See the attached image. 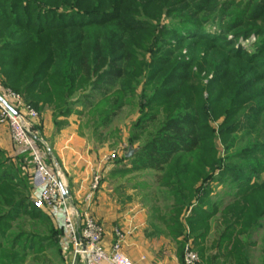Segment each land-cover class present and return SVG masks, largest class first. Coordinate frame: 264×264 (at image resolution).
I'll return each mask as SVG.
<instances>
[{"label": "trees", "instance_id": "obj_1", "mask_svg": "<svg viewBox=\"0 0 264 264\" xmlns=\"http://www.w3.org/2000/svg\"><path fill=\"white\" fill-rule=\"evenodd\" d=\"M130 11L129 7L126 9L122 5L94 23L78 25L73 22L55 24L57 21L53 18L52 26L43 25L42 17H33L32 20L36 22H22L19 18H10L5 13L0 15V21L4 23L0 26V90L11 89L24 94L33 106L40 103L52 104L80 92L87 82L100 73L96 79L101 77L107 87L119 82V91L124 93L127 81L137 82L139 62L137 46L129 38L133 31L131 28H137L127 22ZM255 16L259 17V13H255ZM237 21L241 25L243 18ZM92 27L95 29L88 31ZM25 31L31 35L29 38H21ZM195 31L199 34L198 30ZM179 52L180 46L167 51L158 61V67L150 68V80L145 85L158 87L149 99L151 104L157 102L154 109L158 112L147 122L143 121L145 114L140 115L133 125V131L137 132L133 134L132 131V143L152 123H158L155 131L130 161L134 170L155 171L168 181L169 188L176 196L174 206L170 208L171 212L183 216L187 209L194 211V220L189 218L190 215L185 218L187 224L180 222V218L168 220L165 214V221L175 237L184 233V229H180L182 227H185V232L188 231L189 235H196V240L209 233L210 220L220 208L216 203H212L209 209L200 204L202 183L208 176L218 173L227 178L220 179L221 181L241 186L238 194L224 206L223 224L228 231L236 233L234 242L229 244L237 258L235 264H242L239 253L242 252L243 243L237 235L258 227L264 228V179L260 178L261 174L264 175V142H249L250 148L237 150L225 160L218 155L213 146L215 129L211 120L215 111L212 115L206 107L197 104L196 95L192 92L193 86L189 84L192 81V60H182L174 64L175 66L170 64L173 59L178 58ZM256 53L252 62L259 64L258 59L264 55V44ZM261 68L260 72L264 76V59L259 69ZM195 89L198 92L196 87ZM110 96V90L105 88L95 104H87L89 110H93L96 105L97 108H106L102 112L105 115L99 117L94 130L104 124H111L122 109L119 100L113 101L114 107L109 112L107 106ZM213 104L216 102H212ZM260 104L264 106V100ZM259 110L263 111L261 108ZM160 113L162 118L158 119ZM254 124H257L256 121L253 122V127ZM23 152L26 157L28 152ZM2 158L5 157L0 152V159ZM7 161L5 159L0 162V193L10 190L0 195V236H4L0 241V264H21L27 247L32 250L34 246H38L43 250L44 241L48 243L47 247L54 246V227L48 214L24 197L22 189L27 188L28 181L31 186L30 176L22 173L21 168L16 171L12 164L8 166ZM227 162L229 165L225 168L224 164ZM232 162L235 163L231 164ZM254 178L260 180L255 181ZM9 206L10 212L3 216L4 209ZM20 208L25 209L23 212L31 218L39 219L43 223V237H35L33 234L25 236L21 233L20 239L14 236L13 241L9 242L11 237L7 233L12 225L11 216L19 214ZM225 238H228L226 234ZM185 239L188 242L186 235Z\"/></svg>", "mask_w": 264, "mask_h": 264}, {"label": "rangeland", "instance_id": "obj_2", "mask_svg": "<svg viewBox=\"0 0 264 264\" xmlns=\"http://www.w3.org/2000/svg\"><path fill=\"white\" fill-rule=\"evenodd\" d=\"M122 5L131 10L127 22L137 27L131 28L133 31L129 34L130 40L137 46L136 54L139 58L137 82L127 81L126 90L121 93L119 82L116 84L113 82L112 84L115 85L107 87L101 77L96 79V76L100 74L98 73L85 84L84 89L64 101H55L52 104L40 103L35 106L30 105L25 95L21 94L25 98V103L38 112V119L41 120L44 114L52 115L53 118L69 114L84 119L86 126L96 135L99 132H114V129H121L125 133L142 113L145 114L143 121H149V118L158 112L154 109L157 102L149 103L150 97L158 87L145 85V82L150 80L148 75L150 68L156 69L161 56L180 46L178 58L173 59L170 64L175 66L182 60H192L193 67L190 71L192 81L189 84L193 86L192 92L196 95L197 104L206 107L212 115L215 111L211 120L215 129L213 146L218 151V155L225 160L228 155L237 150L250 148L249 142L253 144L256 143L254 140L264 142V106L260 104L264 100V76L261 73L262 68L259 69L263 65L264 55L258 59L259 64L252 62L257 49L264 44V0H0V15L5 13L10 18H19L22 22H36L32 20L33 17H42L43 25L47 26H52L53 18L57 21L55 24L73 22L78 25L94 23L95 20L115 12L116 8ZM14 9L17 10L14 11ZM28 13L31 15H26ZM255 13H259V17H256ZM239 18H243L241 25L237 21ZM3 24V21H0V26ZM93 29L95 27L89 28L88 31ZM195 30H198L199 34L195 33ZM193 35H199V37H192ZM30 36L26 31L21 34V38L24 39ZM169 67L171 69L170 65ZM0 79H2L1 75ZM105 88L111 92L107 106L110 109L109 112L114 107L113 101L119 100L122 103V109L111 124L108 126L104 124L94 130L99 117L105 115L102 112L106 108L104 106L97 108L98 105H96L93 110H89L87 104L89 102L95 104ZM212 102L216 104L212 105ZM157 118H162L161 113ZM254 121L257 124L253 127ZM157 123H152L134 140L132 144L136 147L135 153L155 131ZM136 132L133 131V134ZM110 146L114 149L117 145L114 146L111 142ZM125 149L127 147L120 148L119 152ZM5 159H0V162ZM235 162L238 163V161ZM29 163H26L24 174L31 176L33 166ZM228 165V162L225 163V168ZM147 172L141 173L139 179L148 187L149 192L154 194L156 201L164 206L163 209L168 211L170 216L168 220L180 218V222L187 224L185 218L189 215V218L194 220L192 209L183 212L184 219H182L183 216H177L175 212H171L170 208L174 206L176 196L169 188L168 181L160 177V174ZM219 175L211 174L202 183L203 191L199 195V201L201 200L200 204L206 209L211 208L212 203L218 204L220 209L223 208L225 204L232 201L241 188L238 184L221 181L220 179L227 180V178ZM260 178L263 180L264 175L261 174ZM254 180L260 179L254 178ZM6 191L10 192L6 189L0 195L2 196ZM163 200H165L164 203ZM23 210L25 209L20 208L19 214L11 216L12 225L7 233L11 237L9 242L13 241L14 236L20 239L21 233L25 236L33 234L25 231L27 218L21 217V220L17 221L19 215L27 214ZM8 212L10 211H4L2 215L5 216ZM181 226H183L182 223ZM213 226L216 228L215 223ZM180 229H184L182 234L188 237L187 244L193 246V249L198 252L200 256L198 264H201L202 257L197 245L201 242L196 240V235H189L187 230L185 232V227ZM2 237L0 236V241L3 240ZM260 237L261 235H257L249 240H258ZM209 241L210 239L202 241L203 246H207L208 257L211 253ZM47 244L44 241V248ZM256 256L255 260H258V251Z\"/></svg>", "mask_w": 264, "mask_h": 264}, {"label": "crops", "instance_id": "obj_3", "mask_svg": "<svg viewBox=\"0 0 264 264\" xmlns=\"http://www.w3.org/2000/svg\"><path fill=\"white\" fill-rule=\"evenodd\" d=\"M133 125L125 133L121 129H114V132L96 135L86 126L84 119L72 115L53 118L52 115L44 114L41 120L39 118L36 121L35 129L48 144V147L42 144L40 148L50 168L61 173L71 206L77 210L79 217L89 213L104 227L105 248L109 250L112 247L115 229L118 228L124 233L123 251L134 264H184L188 245L185 235L174 236L165 221L166 215L170 218L168 212L139 179L141 173L147 171L159 173L134 170L130 161L133 156H126L128 150L134 147L131 131ZM111 142L114 146L117 145L116 148H111ZM123 147L127 149L119 152ZM133 149L136 150V147ZM23 151L22 147L13 142L8 126L0 123V152L8 160V166L12 164L16 171L21 168L22 173L26 170ZM137 153L138 151L135 155ZM111 154L115 156L111 157ZM94 173L102 175V181L96 191L91 190ZM22 190L24 197L33 201L37 193L29 185V181L27 188ZM223 209L224 207L210 220L209 233L198 240L201 242L197 244L202 257L201 264L237 262L231 245L236 233L228 231L223 224ZM4 211H10V206ZM46 213L54 227V246L43 250L38 246H34L32 250L27 247L21 264H94L88 256L75 253V243L66 221V210L63 207H54ZM21 217L28 219L25 231L33 233L35 237L45 235L44 226L39 219L26 214L19 215L17 221L21 220ZM257 235H261L258 240H249ZM239 236L243 243L242 252L239 253L242 263L264 264V228L251 229L237 235L238 238ZM207 239H210L209 257L207 246L202 244V241ZM257 251L259 256L258 260H255Z\"/></svg>", "mask_w": 264, "mask_h": 264}, {"label": "built area", "instance_id": "obj_4", "mask_svg": "<svg viewBox=\"0 0 264 264\" xmlns=\"http://www.w3.org/2000/svg\"><path fill=\"white\" fill-rule=\"evenodd\" d=\"M2 100L6 101L16 114L12 113ZM38 117V112L25 103L20 93L11 89L0 90V123L8 126L13 142L28 152L26 163L30 162L33 166L30 183L37 193L32 201L34 206L45 212L54 207H63L66 210V221L73 236L77 255L88 256L94 264L101 262L134 264L123 251L124 233L120 229H115V241L108 250L103 244L104 227L89 213L79 217L77 210L64 196L66 189L61 179L62 175L58 170L54 171L50 168L40 148V145L48 147V144L36 132ZM110 156L114 157L115 154ZM101 181L102 175L94 173L91 190L96 191ZM199 262L198 252L188 244L184 264H198Z\"/></svg>", "mask_w": 264, "mask_h": 264}, {"label": "water", "instance_id": "obj_5", "mask_svg": "<svg viewBox=\"0 0 264 264\" xmlns=\"http://www.w3.org/2000/svg\"><path fill=\"white\" fill-rule=\"evenodd\" d=\"M3 101V103L11 110V112L12 113H14V114H16V112H15V110L6 102V101H4V100H2ZM134 153H135V150L133 149V148H130L129 150H128V152L126 153V156L129 158V157H132L133 155H134ZM64 196L66 197V198H68V195H67V192H66V190L64 191Z\"/></svg>", "mask_w": 264, "mask_h": 264}, {"label": "bare ground", "instance_id": "obj_6", "mask_svg": "<svg viewBox=\"0 0 264 264\" xmlns=\"http://www.w3.org/2000/svg\"><path fill=\"white\" fill-rule=\"evenodd\" d=\"M73 213H74V215H76V212L73 211Z\"/></svg>", "mask_w": 264, "mask_h": 264}]
</instances>
